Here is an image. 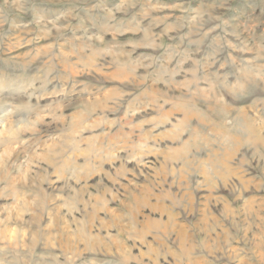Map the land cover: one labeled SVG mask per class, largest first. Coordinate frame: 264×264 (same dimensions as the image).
<instances>
[{"label":"clouds","instance_id":"obj_1","mask_svg":"<svg viewBox=\"0 0 264 264\" xmlns=\"http://www.w3.org/2000/svg\"><path fill=\"white\" fill-rule=\"evenodd\" d=\"M0 264H264V0H0Z\"/></svg>","mask_w":264,"mask_h":264},{"label":"rangeland","instance_id":"obj_2","mask_svg":"<svg viewBox=\"0 0 264 264\" xmlns=\"http://www.w3.org/2000/svg\"><path fill=\"white\" fill-rule=\"evenodd\" d=\"M226 194V193H225Z\"/></svg>","mask_w":264,"mask_h":264}]
</instances>
